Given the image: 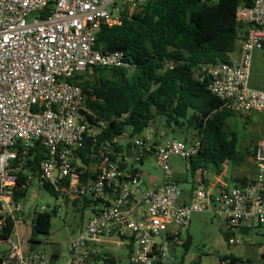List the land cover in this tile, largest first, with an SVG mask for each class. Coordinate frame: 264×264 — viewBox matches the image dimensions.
<instances>
[{"label": "built area", "instance_id": "obj_1", "mask_svg": "<svg viewBox=\"0 0 264 264\" xmlns=\"http://www.w3.org/2000/svg\"><path fill=\"white\" fill-rule=\"evenodd\" d=\"M146 1L0 0V214L14 220L11 235L0 240L6 246L1 264H45L42 249L24 253L17 231L25 207L15 202L14 194L33 180L59 194L88 193L96 201L82 230L69 235L67 264H88L87 244L103 235H116L130 246L129 264H177L172 249L183 244L181 236L192 212L220 215L228 229V245L249 242L251 234L264 241V137L248 158L250 176L242 184H211L209 171L198 167L186 199L169 159L179 156L189 168L200 146L197 136L164 143H156L150 132L133 138L131 162L147 157L154 148L152 155L162 173L154 187L143 190L139 169L126 168V149L115 151L112 145L100 152L91 184L82 179L74 159L84 140L94 141L107 122L87 107L80 85L72 79L94 67L130 65L120 50L97 49L96 33L102 25L119 24L123 8L138 11ZM235 19L240 26L237 58L231 53L227 62L199 63L193 75L206 80L207 89L226 108L248 116L264 112V90L249 85L251 51L264 42V0L239 4ZM172 65L166 62L167 67ZM36 145L43 155L32 173L25 165ZM20 172L25 179L18 183ZM241 227L247 228L246 234L239 232ZM237 264L247 262L242 258Z\"/></svg>", "mask_w": 264, "mask_h": 264}, {"label": "trees", "instance_id": "obj_2", "mask_svg": "<svg viewBox=\"0 0 264 264\" xmlns=\"http://www.w3.org/2000/svg\"><path fill=\"white\" fill-rule=\"evenodd\" d=\"M252 2L148 0L138 11L123 8L119 24L102 25L96 33L95 47L101 52L122 51L130 65L94 67L91 72L76 74L72 79L80 85L87 107L107 122L94 141L84 140L78 151L81 161L85 165L99 163L100 152L110 145L115 151L125 148L131 152L130 146L123 147L112 140L127 128L131 138L139 135L150 122L162 116L170 131L185 130L190 138L199 137L200 146L189 161L191 173L198 167L211 166L218 174L224 164L248 165L256 142L245 151L238 148L236 131L226 128V121L234 112L207 89L206 80L196 79L193 71L199 63L229 61L239 38L235 9L239 4L249 6ZM168 61L173 62L171 67L166 66ZM31 152L32 159L27 160L25 168L35 173L43 150L36 145ZM110 157L115 159L116 155ZM24 179L25 174L20 172L18 183ZM26 190L15 192V202H19ZM83 197L96 204L91 197ZM0 220L2 241L13 232L14 220L1 214ZM50 225L51 214L37 212L30 225L28 243L38 245L40 240L35 234L48 233ZM260 257L264 260L263 252ZM241 259L223 256L228 264H237Z\"/></svg>", "mask_w": 264, "mask_h": 264}, {"label": "rangeland", "instance_id": "obj_3", "mask_svg": "<svg viewBox=\"0 0 264 264\" xmlns=\"http://www.w3.org/2000/svg\"><path fill=\"white\" fill-rule=\"evenodd\" d=\"M116 2L120 4L121 0H116ZM238 45L239 42H237V49ZM237 49L233 52L236 58L238 56ZM249 85L253 88L264 90V42L254 46L251 51ZM154 124L164 131L158 137L160 143L174 138L191 139L190 134L185 130L179 131L175 129L174 132L170 131L165 127V120L162 116H158ZM226 128L236 131L238 148L245 151L246 148H250L255 142L264 137V112L254 111L248 116L234 113L226 121ZM169 163L175 179H190V173L185 167V160L179 156L172 155ZM133 166L141 171L142 181L147 174H151L156 180H161L162 173L153 155L149 159L143 157L142 161H135ZM225 167L229 175V186L240 185L250 176L249 163L238 167H230L228 164H224L223 168ZM211 171H213L212 168ZM181 185L183 187L187 186L186 183H181ZM50 187L49 185L48 187L39 186L36 180H33L25 193H23V196L20 197L19 202L25 207L24 214L26 217L18 221L19 238L24 249L29 244L27 240L31 234L27 215L34 208L49 212L51 214L49 232L46 234L37 233L35 236L43 241V251L46 256L45 264H64L66 261L65 252L69 245V235H71L70 225L76 223L80 218L78 214L64 209L61 195L58 192L54 194ZM142 189L144 190L145 186H142ZM226 235H228V229L220 215L212 212H192L187 232L181 236L182 241L186 242V245H178L172 249L175 262L177 264H226L223 261V256L229 250L235 248V246L227 244ZM248 237L251 238L252 242L262 243V240L260 241L261 237L258 235L251 234ZM106 251L113 254L115 261H111L108 254H102ZM102 253V256L96 260V264H129L124 246L114 249L109 248V250H104ZM54 254L58 255L55 260L51 258Z\"/></svg>", "mask_w": 264, "mask_h": 264}, {"label": "crops", "instance_id": "obj_4", "mask_svg": "<svg viewBox=\"0 0 264 264\" xmlns=\"http://www.w3.org/2000/svg\"><path fill=\"white\" fill-rule=\"evenodd\" d=\"M154 121L141 134L136 135V136H143L144 134L150 132L151 135H153L155 142L160 143L158 137L160 135H162L164 133V131H162L159 127L155 126ZM128 134H129V130L127 128L125 130V132L122 133V135L118 136L117 144H122L123 147L130 146L131 152L126 153L125 161H126V168H131V167H134L133 165L135 163V162H131L133 159L132 140L136 136L131 138L130 136H128ZM77 157H78L77 159L76 158L74 159V162L79 165V168L82 171V174H81L82 179L84 181H86L88 185H90L92 182V178H93L95 164L85 165L81 161V159L79 158L78 155H77ZM146 159H147V157H146ZM203 168H205L209 171V176H208L209 183L217 184V182H219V181H224L227 185L229 184L230 180H229V175L227 174V168L226 167L223 168L222 171L218 174L215 172L212 173L213 171H211V166H207V167H203ZM186 169L190 173V179L189 180H187V178H183L180 180L176 179L180 183H183V184L186 183V185H187L186 187L182 186V198L183 199H186L187 197H189V194L192 190V180H193V173H194V171L191 173L190 167L186 168ZM143 178H144L143 182H144L145 188L154 187L161 182V180H159V179L156 180L151 174H147ZM60 195H61L62 203L64 205V209L65 210L68 209L69 211H72L73 213H76L79 215L80 219L79 220L77 219L78 221H76V223L70 225L71 234L72 235L77 234L80 230H82V228L84 227V225L86 224L88 219L94 213L95 203H89L83 197V196H89L90 197V195L88 193L86 195H80V196H70L67 194H60ZM37 210L38 209H36V213L38 212ZM41 211H43V210H41ZM25 217H26V215L24 214V218ZM27 218L29 219V228H30L32 219L34 218V210L29 215H27ZM17 231L19 233L18 225H17ZM35 238L40 240L36 236H35ZM261 240H262L263 244L261 242H252L250 240L249 242H246L242 245L235 246L234 249L229 250L224 256L232 255V256H235L237 258H245L247 261L250 260V263H247V264H264V260H262L260 257V253L261 252L264 253V242H263L262 237L260 238V241ZM87 246H88V259H87L88 264H96V260H98L102 256V254H108L109 259L111 261H115V258H114L112 253L107 252V251L102 253V251L109 250V248L114 249V248L119 247V246H124V248L126 249V257H127V261H128V256L130 253V246L126 245L125 242L121 241L120 238L116 235H103V236L99 237V241L89 242L87 244ZM5 249H6L5 244L0 243V257L3 255ZM33 249H42L43 250V241L40 240V243H38V245H36V246L28 244L23 250H24L25 254H28ZM65 257H66V261L64 264H67L68 260H69V245H68L67 250L65 252ZM51 258L55 260L58 258V255L54 254V255H52ZM128 263H129V261H128ZM225 263L228 264L227 261H225Z\"/></svg>", "mask_w": 264, "mask_h": 264}, {"label": "water", "instance_id": "obj_5", "mask_svg": "<svg viewBox=\"0 0 264 264\" xmlns=\"http://www.w3.org/2000/svg\"><path fill=\"white\" fill-rule=\"evenodd\" d=\"M154 148L152 147L147 155V159H149L150 156H152V152H153ZM239 232H241L242 234H246L247 233V228L246 227H241L239 228Z\"/></svg>", "mask_w": 264, "mask_h": 264}]
</instances>
